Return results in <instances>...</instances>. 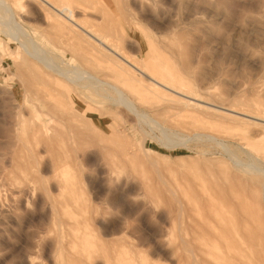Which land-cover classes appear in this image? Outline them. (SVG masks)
Segmentation results:
<instances>
[{
  "label": "rangeland",
  "instance_id": "1",
  "mask_svg": "<svg viewBox=\"0 0 264 264\" xmlns=\"http://www.w3.org/2000/svg\"><path fill=\"white\" fill-rule=\"evenodd\" d=\"M224 1L213 12L198 8L208 27L193 26L183 11L175 14L194 32L193 73L184 74L180 61L154 45L162 57L148 73L186 94L154 92L148 83L136 82L134 100L154 124L76 87L78 123L104 131L112 143L106 150L91 149L87 163L77 158L67 135L63 141L45 131V113L63 110L57 92L51 90V96L49 90L57 81L17 41L0 34V264H199L187 242L199 244L192 229L214 208L231 230L241 231L249 221L256 238L246 260L264 264V176L246 170L264 169V122L206 103L230 107L240 98L264 95V31L252 20L264 16V0ZM20 2L18 19L39 43L101 76L79 60L80 51L66 38L52 37L44 16L27 8V0ZM164 2L173 8L170 0ZM151 24L142 27L153 41L167 38L157 31L163 27ZM132 49L133 58L141 60V48ZM34 90L40 97L30 95ZM40 134L49 138L39 142ZM29 145L36 153L46 145L52 165L61 157L58 170L30 165ZM112 176L118 185L110 182ZM56 179L64 184L62 192L53 185ZM23 185H30V196L11 194ZM64 198L71 200L66 208ZM204 242L214 246L212 239Z\"/></svg>",
  "mask_w": 264,
  "mask_h": 264
},
{
  "label": "bare ground",
  "instance_id": "2",
  "mask_svg": "<svg viewBox=\"0 0 264 264\" xmlns=\"http://www.w3.org/2000/svg\"><path fill=\"white\" fill-rule=\"evenodd\" d=\"M20 1L21 0H0V34L5 38L11 37L17 41L21 45L25 55H29L33 58L36 64L41 63V69L44 70L42 72L47 73L46 75L52 78V80L54 79L53 82L57 81L54 85L50 83L51 87H49V90L57 92L54 97H57L61 101L60 105H62L63 110H58L54 114H50L40 109L42 114L45 113L48 115V121L46 123L47 129L45 131L47 133L50 131L57 134V137L61 138L63 141L67 135L72 141V147L74 148L73 150L77 158L84 163L89 161L88 154L91 149H105L108 146H112V143L108 141L109 139L104 131L98 128L97 130L91 128L92 131H88L86 128L83 129L82 126L86 124L78 123V121L81 122V120L76 118L80 116L78 113L80 104L77 100L76 87L81 88V90H91L94 92L93 95L98 94L106 101L114 100L115 103L127 108L138 117L150 124H154L155 122L148 115L141 112L138 108V103L134 100V94L136 92L135 83H148L146 85L149 88L152 87L155 89L154 92L167 89L175 94H183L179 92L180 90L177 91L168 87L164 84L165 82L163 83L154 79L148 73V70H150L149 67L155 68L158 66L159 59L162 57L158 53L159 51L155 49L154 45L158 42L160 47L166 52L165 54L171 55L173 60L177 62L180 61L182 63L181 65H183V73H188V75L193 73L195 64V57L193 58V56L195 55H192V53H194L193 51L196 48L194 44L195 39L193 37L194 32L181 26L175 14L183 11L185 16L190 17V21L194 23L193 26L195 24H200L208 27L209 20L204 17L201 11H198V8L200 9V7H202L213 12L214 9H219L223 2H225L224 0H170L173 8H168L167 6L165 7V0H27V8L44 16L43 19L47 25L46 28L52 33V37H59L60 39L66 38L68 45L75 48L77 47L80 51L79 55L76 53L79 60L83 63L85 62V65L87 64L90 67L93 66V69L100 73L101 76H99L88 70V67H82L83 65H70L58 54L39 43L18 19L17 12L20 11V8L23 9ZM183 15L182 17H184ZM252 20L253 24H255L254 26L258 27L257 29L264 31V16L253 17ZM145 22L148 24L153 23L157 27H163V29H157V31L158 33H163V36L167 35V38L164 40L155 39L153 41L149 32H146V30L144 32L142 25L143 23L146 24ZM250 24L252 25V23ZM154 25L152 26L151 24L150 27H154ZM149 28L148 30H151ZM209 29H211V27H209ZM155 35H157V32ZM134 46H139L141 48V60L133 58L130 54V49L134 48ZM199 49L197 51H199ZM197 56L198 55H196V57ZM162 60L164 63L165 59ZM33 66L35 67V65ZM49 81L51 80H48V82ZM52 91L51 96H53ZM42 92L43 91L40 93ZM33 93L34 92H31L30 95L38 94L37 90L35 94ZM86 93H89L87 95H92L91 92ZM183 95L186 96V94ZM37 96L40 97V95ZM188 101L189 100L182 101L179 102V104H186ZM206 103L211 104L213 107L222 108V110L224 109L228 111V113L235 112L243 116H248L251 119L264 122V95L260 96L257 94L254 99L240 98L236 103L230 105V107L220 106L221 104L215 105L209 103V101ZM53 111H55V109ZM44 121L46 120L44 119ZM17 124L20 125L21 122ZM58 125L63 127L61 128L63 132ZM41 137L39 142L45 140L47 136L43 137L42 135ZM31 144L32 143H30V145ZM30 145L26 146L28 149L27 152L30 153V161L28 160L30 165L38 167L42 172L50 170L51 167L53 168V172L58 170L61 157H59L60 160L52 165V161L51 163L47 161L46 153L49 151L46 145H42L37 153ZM232 156L240 163L239 159L235 157L234 154H232ZM23 157L24 156H22L21 159H23ZM246 170L257 171V174L264 176V169L257 165L253 168L248 167ZM40 171L39 173H41ZM115 178L114 176L110 177V182L118 185L120 181H118V178ZM53 185L60 192L64 189V184L60 179H56ZM16 192L30 196L32 189L30 185H23L18 190H13L11 194L15 195ZM169 192L175 194L171 191ZM1 197L2 195L0 194V198ZM204 202L209 203V206L213 205L211 202ZM70 205V199L64 198L61 202V206L65 208ZM210 212L212 215H205L206 218L203 219L202 225L192 229L193 237L199 242L198 245L200 247L187 242L193 257L197 258L199 264H249L246 260L247 253L251 240L255 237V232L251 229L249 221H245L244 228L241 231L231 230L228 228V222L217 217L219 212L216 208ZM58 227H60V225ZM206 237L208 240L212 239L214 241V246L210 247L204 242Z\"/></svg>",
  "mask_w": 264,
  "mask_h": 264
}]
</instances>
